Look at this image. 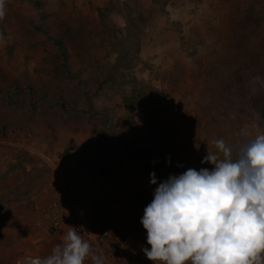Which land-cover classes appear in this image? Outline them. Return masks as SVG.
I'll use <instances>...</instances> for the list:
<instances>
[{
  "label": "rangeland",
  "instance_id": "obj_1",
  "mask_svg": "<svg viewBox=\"0 0 264 264\" xmlns=\"http://www.w3.org/2000/svg\"><path fill=\"white\" fill-rule=\"evenodd\" d=\"M262 133L264 0H5L0 264L58 244L39 225L51 171L36 152L73 162L84 191L129 183V264H154L137 194L213 170L201 161L218 139L235 147Z\"/></svg>",
  "mask_w": 264,
  "mask_h": 264
},
{
  "label": "clouds",
  "instance_id": "obj_2",
  "mask_svg": "<svg viewBox=\"0 0 264 264\" xmlns=\"http://www.w3.org/2000/svg\"><path fill=\"white\" fill-rule=\"evenodd\" d=\"M5 0H0V19ZM246 136V133H241ZM201 161L213 170L188 169L155 189L141 223L145 256L154 264H264V133L238 146L214 141ZM151 183H156L151 173ZM105 264L73 226L51 254L29 264Z\"/></svg>",
  "mask_w": 264,
  "mask_h": 264
},
{
  "label": "built area",
  "instance_id": "obj_3",
  "mask_svg": "<svg viewBox=\"0 0 264 264\" xmlns=\"http://www.w3.org/2000/svg\"><path fill=\"white\" fill-rule=\"evenodd\" d=\"M35 154L51 171L37 205L44 233L61 243L68 227L73 226L90 242L93 251L105 258V264H129L138 250L127 218L132 196L130 184L124 182L110 191L97 188L84 191L73 162L60 163L42 152ZM35 257L45 256H27L20 264H29ZM85 264H92L91 259Z\"/></svg>",
  "mask_w": 264,
  "mask_h": 264
},
{
  "label": "trees",
  "instance_id": "obj_4",
  "mask_svg": "<svg viewBox=\"0 0 264 264\" xmlns=\"http://www.w3.org/2000/svg\"><path fill=\"white\" fill-rule=\"evenodd\" d=\"M58 44L60 47H63V44L61 42H59ZM143 155L149 158L157 169L161 168L162 166L161 161L157 158L156 155H154L153 153L149 151L144 152ZM172 171H173L172 169H168L166 176L168 175L169 172H172ZM153 199L154 197L145 191L138 193L136 197V201H138V203L144 208H146L147 205L150 204Z\"/></svg>",
  "mask_w": 264,
  "mask_h": 264
}]
</instances>
